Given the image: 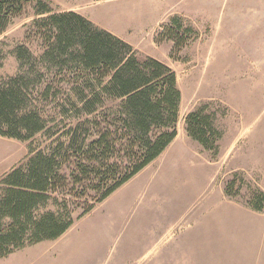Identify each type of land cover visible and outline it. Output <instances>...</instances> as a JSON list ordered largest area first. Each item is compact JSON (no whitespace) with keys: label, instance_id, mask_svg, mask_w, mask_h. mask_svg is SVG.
<instances>
[{"label":"rangeland","instance_id":"obj_1","mask_svg":"<svg viewBox=\"0 0 264 264\" xmlns=\"http://www.w3.org/2000/svg\"><path fill=\"white\" fill-rule=\"evenodd\" d=\"M51 1L56 10H80L95 25L130 43L140 57H154L174 70L182 93L177 122L180 155L174 165L168 158L139 172L108 198L95 204L87 214L80 216L82 207L77 208L72 229L56 244L43 241L27 245L1 258L0 264H67L70 259L65 250L67 243H74L76 248L71 255V264L84 259L80 257L82 253L92 251H101L100 260L106 263L125 258L127 249L132 252L138 249L139 253L141 245L127 240L124 235L130 224L102 250L106 232L100 224L113 205L146 203L194 209L191 216L181 212L176 217L179 218V229L169 231L173 232L170 239L181 241L185 232L197 233L199 226L205 225L212 229V241L206 244L211 251L202 264H239V203L249 206L248 201L257 189L239 172V125L264 128V90L254 93L247 90L254 82L253 71L264 73V0ZM34 7V3L28 4L23 14L14 18L0 37L5 45L0 81L19 73L20 63L15 54L18 46L25 45L31 50L32 57L26 61L36 63L39 60L42 42L31 28L37 18ZM169 25L174 30L172 33L187 41L182 48L175 49L174 42L167 38L171 30H165V27ZM185 27H190L192 32H185ZM68 81H63L65 88ZM62 96L63 93L55 99L30 100L46 121V131L30 140L0 135V194L5 187L2 181L8 173L25 164L35 152L50 150L56 145L57 138L65 140L68 129L80 119L81 113L70 108L66 95ZM201 107L215 115V126L222 132L218 151L206 150L187 133V114ZM250 108L254 113L247 116ZM61 111H67V114H61ZM53 133L56 135L50 136ZM78 187L76 184L66 190L70 193L65 203L69 208ZM91 195L93 198L95 194ZM51 209L54 206L50 202L39 211ZM121 214L117 218L120 230L124 221L129 220V213ZM154 240L155 245L147 244L148 248L152 246L149 250L161 247V243ZM157 262L161 261L151 258L146 261L140 255H132L126 264ZM260 264L264 262L260 261Z\"/></svg>","mask_w":264,"mask_h":264},{"label":"trees","instance_id":"obj_2","mask_svg":"<svg viewBox=\"0 0 264 264\" xmlns=\"http://www.w3.org/2000/svg\"><path fill=\"white\" fill-rule=\"evenodd\" d=\"M51 2L0 0V37L34 3L37 18L31 28L42 42L36 63L26 61L32 57L27 46H18L19 73L0 81V135L30 140L46 131V121L30 104L32 99H55L63 93L81 117L65 140L57 138L50 150L35 152L3 179L0 259L27 245L60 238L74 224L77 208L82 207L80 216L93 210L158 158L178 135L182 93L174 70L154 57H140L130 43L88 17L56 10ZM165 30H171L167 38L175 49L186 44L172 33L171 25ZM4 46L0 41V66ZM185 123L193 140L218 151L222 132L206 107L188 113ZM76 184L69 208L66 190ZM50 202L54 209L41 213L39 209ZM248 204L263 211L264 191L257 188Z\"/></svg>","mask_w":264,"mask_h":264},{"label":"crops","instance_id":"obj_3","mask_svg":"<svg viewBox=\"0 0 264 264\" xmlns=\"http://www.w3.org/2000/svg\"><path fill=\"white\" fill-rule=\"evenodd\" d=\"M66 10L74 9L68 8ZM74 11L86 16L80 10ZM253 74L255 75L254 82L247 90L250 93L264 90V73L253 71ZM260 75H263V77L259 78ZM249 96L251 95L248 94ZM253 113L254 109L250 108L246 114L252 116ZM175 154H177L176 157L173 156ZM179 155L177 135L165 151L146 168L155 162L161 164L164 159L168 158L171 159V164L174 165L178 162ZM239 172L243 173L249 181H252L256 188L264 191V128L253 129L245 125H239ZM165 191L166 194L169 193L166 189ZM108 211L109 214L105 216L100 224L106 232L101 249L105 250L109 242L115 238V235L121 234L126 225L130 224L129 231L125 232L124 235L128 237L127 240H133L141 245L139 253L138 249H135L134 252L127 249L125 258L106 263L100 260L102 257L101 251H92L82 253L80 257L85 258L81 261H75V264H126V261L132 255L135 257L140 255L141 259L146 261L150 258L161 261L156 264H164L163 261H166V264H202V260L206 261V255L211 251V247H206V244H210L212 241L210 238L212 229L205 227V225L199 226L197 233L195 232L196 234L192 233L193 231L185 232V236L181 241L170 239L173 232L179 229L180 223L177 222L179 218L176 217H179L181 212H188L191 216V212L194 211V209H189L187 206L147 203L139 205L118 204L113 205ZM121 213H129V220L124 221L120 230L117 218L122 215ZM71 229L72 227L60 238L48 242L52 245L56 244ZM171 229L173 232L169 233ZM218 229L219 227L216 228V230ZM154 239L161 243V247L149 250L152 246L148 248L147 244L152 242L155 245ZM65 250L70 258L67 264H71V255L76 250L74 243H67ZM260 261L264 262V210L256 211L246 204L239 203V264H260Z\"/></svg>","mask_w":264,"mask_h":264}]
</instances>
